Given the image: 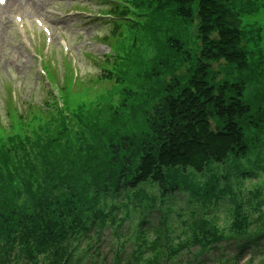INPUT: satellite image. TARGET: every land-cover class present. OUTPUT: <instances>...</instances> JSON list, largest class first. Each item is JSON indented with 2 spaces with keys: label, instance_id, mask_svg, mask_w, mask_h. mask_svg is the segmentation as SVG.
I'll return each mask as SVG.
<instances>
[{
  "label": "trees",
  "instance_id": "16d2710c",
  "mask_svg": "<svg viewBox=\"0 0 264 264\" xmlns=\"http://www.w3.org/2000/svg\"><path fill=\"white\" fill-rule=\"evenodd\" d=\"M123 1L154 9L159 20L170 12L191 22L196 10L198 64L189 77L161 79L188 55L182 42L168 38L149 67L142 71L134 64L128 85L117 83L116 102L83 103L71 114L37 111L9 124L0 135V264H73L81 239L91 242L90 259L102 264H140L141 258V264H228L264 254V231L224 239L196 217L186 225L190 239L178 237L172 245L157 217L143 233L141 245L149 249L135 248L129 259L108 263L99 253L101 239L94 242L83 226L87 214L101 216L103 195L121 201L132 194L151 209L179 195L190 204L211 203L231 193V174L241 179L264 169V61L246 49L257 37L241 29V17L253 13L258 0ZM219 61L226 66L222 81L209 64ZM241 211L237 206L231 227L236 233L249 223ZM200 244L221 257L192 256L188 247Z\"/></svg>",
  "mask_w": 264,
  "mask_h": 264
},
{
  "label": "rangeland",
  "instance_id": "374dc122",
  "mask_svg": "<svg viewBox=\"0 0 264 264\" xmlns=\"http://www.w3.org/2000/svg\"><path fill=\"white\" fill-rule=\"evenodd\" d=\"M82 2V0H8L6 6L0 9V125H8V114L13 113V110L20 113L28 106L31 108L39 105L44 106L43 103L47 99L50 88L46 87L44 77L40 73L39 59L35 53L39 52L38 55L41 53L44 56L45 62L41 63V68L44 73L47 71V77L46 73L44 76L49 80V83L52 82L48 71L50 73H53L54 70L57 72L58 86H62L61 80L64 77V72L72 73V67L68 64L72 59L80 78L74 79L76 83L72 89L80 84L81 80L83 86L90 89L88 96L83 99L94 102L95 100L91 96L96 95L93 86H95V79L100 71L91 58L102 57L107 50L111 55H115L122 54V49L126 50L130 45L133 46L132 50L148 45V37L145 39L143 33H136L133 29L124 27V29H120L122 33L119 37H109L102 47L96 40L108 35L111 25L91 15H85L80 19L74 10L86 8L95 15L94 13L105 11L107 8L104 5H99L98 0ZM83 15L81 14V16ZM15 16L21 18V27L15 22ZM35 20H39L49 31L48 43H50V47L48 51H42L45 39L40 29L37 28ZM146 20L151 25H157L150 35L157 54L152 55V51L148 48L145 51H137L140 54L139 59L144 62L143 69L149 67L151 60L159 55L161 44L165 43L168 38H174L180 40L190 51L191 59H187L186 63L178 68L175 76L186 74L189 65L195 60L194 54L197 55V50L193 52V44L196 43L194 40L195 27L192 28L190 24L181 23L172 18L170 12L164 14L159 21L152 17H148ZM63 42L68 48L66 56L61 50ZM62 55L69 60L64 62ZM217 69L219 67L213 65V70ZM165 80L169 81L170 77ZM64 83L67 85V80ZM96 87L100 91L106 89L111 91L112 88V86L106 85ZM79 88L82 89L80 85ZM11 92L14 93L16 107L9 105ZM117 99V94L111 91L107 99L102 102L107 100L116 102ZM216 169L218 167H214V170ZM227 185L231 193L219 201L190 204L186 196L179 195L167 199L163 203L158 202L154 209H151L148 203H136L132 194L123 195L121 201L114 200L111 195H103L97 206L101 216L97 219L92 214H87L83 220V226L88 228L94 242L98 241V238L101 239L99 253L101 256H108L106 260L108 263L112 258L114 261L118 256H121L124 261L129 259L135 248L142 246L143 251L149 249L145 244L141 245L142 237L143 233L148 232L150 226L156 223L157 217L162 218L163 228L171 235L172 245L176 244L175 238L180 237L181 241L190 239L191 232L188 231L191 226L188 229L186 225H190L196 217L202 218L214 226L224 239L247 238L262 233L264 231V169L255 171L254 175L241 179L231 174ZM145 190L149 197L153 196L152 188L146 187ZM237 206H241L240 217L247 216L249 221L240 233L231 229ZM155 209L159 210V213ZM80 235L85 236L84 233H80ZM149 239L153 240V236ZM80 241L76 243L77 246H80L75 248L73 264H102L97 257L90 259L91 255L88 249H90L91 242L82 241L83 244H81ZM187 243L189 244V241ZM224 245L226 244H222V246ZM224 248L231 249L228 246H224ZM90 250L93 251V248ZM188 250L195 257L205 253L206 259L213 261L217 256L221 257V253L210 252V248L206 244L190 245ZM144 253L142 252L141 256ZM100 255L98 254V256ZM186 256L181 258L185 259ZM143 260L144 258H141L140 264L145 261ZM211 262L209 261V263ZM228 264H264V254L249 255L234 260L231 258Z\"/></svg>",
  "mask_w": 264,
  "mask_h": 264
},
{
  "label": "snow or ice",
  "instance_id": "6c2138e0",
  "mask_svg": "<svg viewBox=\"0 0 264 264\" xmlns=\"http://www.w3.org/2000/svg\"><path fill=\"white\" fill-rule=\"evenodd\" d=\"M3 3H5V0H0V4H3ZM197 102H199V103H203L202 100H198ZM193 110H194V109H193ZM217 131H219V129H217Z\"/></svg>",
  "mask_w": 264,
  "mask_h": 264
}]
</instances>
